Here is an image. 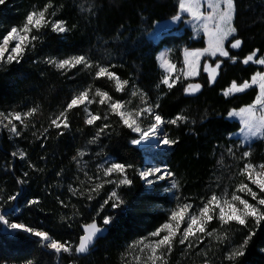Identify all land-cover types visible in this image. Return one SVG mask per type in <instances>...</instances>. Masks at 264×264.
I'll return each instance as SVG.
<instances>
[{
	"label": "snow or ice",
	"instance_id": "1",
	"mask_svg": "<svg viewBox=\"0 0 264 264\" xmlns=\"http://www.w3.org/2000/svg\"><path fill=\"white\" fill-rule=\"evenodd\" d=\"M6 2L0 0V5ZM97 7L95 0L79 5L80 12L86 14L85 19L89 22L96 15ZM63 8V3L46 0L43 4H34L22 23L6 29L0 25V72H7L12 65L25 63L36 52L38 45L44 43L49 32L67 36L78 27L77 24L69 25L62 16L56 18L58 11ZM238 12L239 0H178V10L173 14L172 21L190 25L193 39L205 37L206 47H185L179 68L176 62L169 59L168 53L161 52L156 56L159 67L163 69L156 88L160 89L161 85L166 87V96L179 87L182 94L195 97L205 86L193 80L200 76L201 70L207 73L209 84H216L222 66H226V62L232 65L238 62L239 57L232 50H240L245 44L236 23ZM122 35L118 33L116 38ZM105 53L99 58H94L87 51L62 57L49 55L42 61L62 75L72 73L70 79L86 73L92 81L75 91L66 103L52 112L46 124L37 119L44 115L40 103L27 108L12 106L0 109V134H6L7 139L13 143L20 140H30L33 144L39 142L43 153L39 160L45 162L49 141L70 136L74 131H82L74 129L71 117L77 110L84 113L83 123L92 130L91 138L77 148L71 158L76 168L74 178L65 185L61 169L57 176L62 179L54 186H45L46 194L54 196L61 209L70 210L71 214L60 216L62 225L72 228L78 218H83L85 210L89 212L90 222L81 225L83 234L73 243L26 222H14L10 216L17 209L11 207L6 211L5 206L18 202L22 193L19 190L6 191L2 184L0 224L12 232L36 237L40 249L49 250L57 257L64 254L85 258L124 218L138 212L142 206L141 200L128 199L138 179L148 186L146 192L160 189L171 194L172 200L163 198L170 206L160 209L163 215L154 218L156 223L126 244L121 252L122 262L172 264L171 258L178 252L189 264L195 258H199L200 264H241L250 242L264 224V159L254 158V145L264 142V50L255 48L244 56L240 60L242 65H258L259 69L254 70L248 79L239 82L233 80L223 91L225 98L248 90L254 92L251 103L238 109L233 108L227 113L230 118H238L240 124L239 132L234 134L236 140L229 138V145L222 150V155L226 153L235 162L234 172L229 177L235 181L232 185L234 190L230 191L228 187L221 190L217 182L215 189L202 198L185 195L182 180L173 170L158 166L138 169L133 163L109 159V153L104 151L108 145L104 141L119 136L118 129H127L135 134L129 140L133 146L142 147L155 139L157 148H173L180 143V139L161 135V129L165 125H173L177 128L187 126L194 130L198 121L185 114L186 109L174 118L166 119L159 111L162 97L153 99L150 92L138 82V76L123 78L116 71L125 66L123 57H113L108 49H105ZM34 62L41 63L40 60ZM98 81L109 82L116 93L139 98V103L133 105L132 100L124 99L123 95L114 97L103 87H97ZM93 105L102 107L93 109ZM207 117L205 110L199 122L204 123ZM146 120L149 121L147 126ZM91 146H98L101 150L96 151ZM216 147L221 148L220 145ZM10 155L26 165L25 170L19 173L14 164L5 167L4 172L11 177L14 185L22 188L31 183L35 175L45 172V168L33 162L24 148H16ZM93 156L102 162L93 163ZM219 163L223 164V159ZM168 181L170 183L167 187L161 186V182ZM52 188H66L68 198H62ZM25 203L28 208L42 205V201L35 198ZM235 231L243 233L239 241L233 237ZM26 264L39 262L28 259Z\"/></svg>",
	"mask_w": 264,
	"mask_h": 264
},
{
	"label": "trees",
	"instance_id": "2",
	"mask_svg": "<svg viewBox=\"0 0 264 264\" xmlns=\"http://www.w3.org/2000/svg\"><path fill=\"white\" fill-rule=\"evenodd\" d=\"M45 2L46 0H7L5 5H0V25L6 29L22 23L27 11L34 4L40 5ZM53 2L64 5L62 11H58L56 18L62 16L69 25L77 24L78 27L67 36L49 32L44 43L38 45L36 52L25 63L12 65L7 72H0V109H8L12 106L27 108L34 103H40L44 115L37 119L46 124L47 117L52 112L66 103L75 91L92 81L86 73L70 79L72 73L67 76L62 75L42 61L49 55L62 57L83 51L89 52L94 58H99L105 55V49H108L113 57H123L125 66L116 69L118 74L123 78L138 76V82L150 92L153 99L162 97L159 111L166 119L174 118L185 109L187 110L185 114L197 119L194 130L187 126L177 128L166 125V134L170 137H178L180 143L168 151L164 160L168 169L175 171L182 180L183 193L202 198L215 189L217 182L220 183L221 190L224 187H228L230 191L234 190L232 185L235 181L229 177L234 172L235 162L226 153L222 155V150L224 146L229 145V138L236 140L232 135L239 131L240 124L237 121H230L227 113L233 108L238 109L251 103L254 92L248 90L225 98L223 91L233 80L239 82L248 79L254 70L259 69L254 65L244 66L240 60L255 48L264 50V0H239L236 23L239 26V35L244 39L245 44L240 50H232L238 55V62L235 65L226 62L220 79L213 87H209L207 80L203 79L205 88L196 98L185 97L179 87L166 96V87L161 85L160 89L156 88L163 71L159 68L155 57L162 49L168 48L170 59L180 66L185 47H205L203 37L198 40L193 39V33L188 28L178 35L175 33L163 35L157 44L148 38L157 24L172 19L173 14L178 10V0H95L98 7L91 22L85 19L86 14L81 13L79 9L80 4H88L89 0H53ZM145 17L147 19H144ZM118 33H123L119 39L116 38ZM36 60H40L41 63H35ZM96 86L108 90L114 97L119 98L123 95L124 99H131L133 105L139 103V98L116 93L109 82L98 81ZM101 107L92 106L93 109ZM205 110L208 117L201 124L200 116ZM71 118L74 129L79 128L82 131H74L70 136L49 141L46 162L39 160V156L43 154L39 142L33 144L30 140H20L13 143L7 139L6 134H0V184L6 191L19 190L22 193L18 202L5 206L6 211L11 207L17 209L10 216L14 222H26L33 227L48 230L57 238L76 243L83 234L81 225L90 222L89 212L85 210L83 218H78L74 226L68 228L61 224L60 216L71 214L70 210L61 209L54 196H48L45 192L46 185L54 186L62 179L57 176L61 169H63L65 185L71 182L76 174L75 164L71 158L77 148L86 144V140L91 138L92 130L83 123L84 113L77 110ZM118 131L119 136L104 141L108 145L104 151L109 153V157L119 162L133 163L138 169L149 167L145 164L141 151L129 143L134 134L127 129H118ZM217 145L221 148L217 149ZM91 147L96 151L101 150L98 146ZM16 148L26 149L32 161L45 168L43 174L35 175L31 183L22 188L14 185L11 177L4 172L9 164H14L18 173L25 170V163L18 158L14 160L10 155ZM254 148V158L264 159V142L256 143ZM221 159L223 164L219 163ZM92 162L102 161L93 156ZM145 189L147 188L144 184L137 179L128 199H139L142 206L138 212L124 218L120 225L96 246L92 254L85 258L68 257L64 254L57 257L49 250L40 249L36 237L18 232L12 233L0 224V264H26L28 259L38 261L39 264H127L121 260V252L126 244L138 238L140 233L146 232L149 226L156 223L155 217L163 215L162 212H151L147 206L161 205L163 208L170 206L163 199L167 196L146 192ZM52 190L61 194L62 198H68L66 188H52ZM34 198L40 199L42 205L28 208L25 202ZM72 199L75 201V198ZM167 199L172 200L170 197ZM242 236V232L233 233L237 241ZM171 262L189 264L178 252L173 255ZM191 264H200L199 258H195ZM241 264H264V224L250 242Z\"/></svg>",
	"mask_w": 264,
	"mask_h": 264
},
{
	"label": "rangeland",
	"instance_id": "3",
	"mask_svg": "<svg viewBox=\"0 0 264 264\" xmlns=\"http://www.w3.org/2000/svg\"><path fill=\"white\" fill-rule=\"evenodd\" d=\"M185 28H188V29H190L192 31L190 25H188L186 22L175 23V22L172 21V19L171 20H167L165 22L157 24L155 29L152 32H150L151 35H148V38L151 40V42H153L154 44H157L161 40L163 35L169 34V33H175V34L178 35V34H181L184 31ZM200 37H203V36H200ZM200 37L196 38L195 40H198ZM203 39L205 40V47H206V38L203 37ZM161 52L168 53L169 59H170V50L168 48H164ZM160 53L158 55H160ZM182 57H183V53H182ZM158 64H159V61H158ZM180 66H177V67L179 68ZM254 66L259 68L258 65H254ZM161 70L163 71V69H161ZM203 79L206 80V77L203 75L202 70H201V74H200L199 77L193 78L194 81H199V82H202V83H203ZM236 95H238V94H236ZM227 118L230 121L239 122L238 118H230V117H227ZM148 123H149V121L146 120L145 121V126ZM238 132H236V133H238ZM234 134L232 135V137L236 138V136ZM161 135H167L166 134V125L161 129ZM156 144H157V141L155 140L154 143L146 144V145H143L142 147H136V146H133V145L132 146L134 148H136V149L141 151L142 156L144 157V162H146V164L149 163L148 165H150V166H158V167H161V168H168L166 166V164H165L164 156L168 153V151H170L171 148H166V147L165 148H157ZM109 159L113 160L110 157H109ZM169 183H170V181H168L167 183L166 182H161V186L162 187H167ZM144 186L146 188H148L147 185H144ZM148 192H153L155 194L159 193L161 196H167V197H170L172 199L171 194L164 193L160 189H157L156 191H148ZM147 209L150 210L151 212L160 213L161 212L160 209H163V207L161 205H153V206H147ZM9 231L11 232V230H9ZM12 233H14V232H12Z\"/></svg>",
	"mask_w": 264,
	"mask_h": 264
},
{
	"label": "water",
	"instance_id": "4",
	"mask_svg": "<svg viewBox=\"0 0 264 264\" xmlns=\"http://www.w3.org/2000/svg\"><path fill=\"white\" fill-rule=\"evenodd\" d=\"M223 68H224V66H222V69H223ZM202 72H203V75L206 77V80H207V73H205L203 70H202ZM221 72H222V71H221ZM220 76H221V73H220V75L217 77V82H218V80L220 79ZM194 82H199V81H194ZM217 82H216V84H217ZM199 83H202V82H199ZM207 83H208V81H207ZM202 84H203V83H202ZM216 84L211 85V84L208 83V86H209V87H213V86H215ZM204 88H205V86L203 87L201 93L203 92ZM201 93L197 94L195 97H190V96H186V95H184V96L187 97V98H196V97L199 96ZM11 232H12V231H11ZM106 235H107V234H106Z\"/></svg>",
	"mask_w": 264,
	"mask_h": 264
},
{
	"label": "bare ground",
	"instance_id": "5",
	"mask_svg": "<svg viewBox=\"0 0 264 264\" xmlns=\"http://www.w3.org/2000/svg\"><path fill=\"white\" fill-rule=\"evenodd\" d=\"M155 142V140H152L149 144H151V143H154ZM146 145V144H145Z\"/></svg>",
	"mask_w": 264,
	"mask_h": 264
}]
</instances>
